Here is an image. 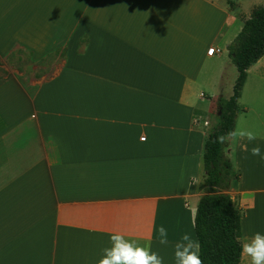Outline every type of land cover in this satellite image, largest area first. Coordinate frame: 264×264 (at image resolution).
<instances>
[{
  "label": "crops",
  "instance_id": "0c3cea01",
  "mask_svg": "<svg viewBox=\"0 0 264 264\" xmlns=\"http://www.w3.org/2000/svg\"><path fill=\"white\" fill-rule=\"evenodd\" d=\"M262 4L0 0V67L15 65L7 56L18 49L34 67L50 52L60 58L47 79L17 69L0 76V264H96L114 232L174 264L180 236L197 240L190 209L201 195L203 125L223 97L218 87L198 109L202 62L227 52L217 42L227 47ZM237 105L234 130L257 135L227 136L224 147L243 240L264 234V160L250 151L264 155V54ZM239 264L248 262L240 255Z\"/></svg>",
  "mask_w": 264,
  "mask_h": 264
},
{
  "label": "trees",
  "instance_id": "16d2710c",
  "mask_svg": "<svg viewBox=\"0 0 264 264\" xmlns=\"http://www.w3.org/2000/svg\"><path fill=\"white\" fill-rule=\"evenodd\" d=\"M230 6H233L232 2ZM228 49L238 75L231 96L228 99L217 98L218 123L208 133L202 146L201 167L205 180L197 182L201 195L196 207L198 211L194 231L201 246L200 257L203 264L240 262L238 241L241 236L242 212L234 204L229 193L237 175L233 172L232 163L226 156L224 147L228 133L234 130L237 99L247 69L264 54V4L253 7ZM220 136L224 137L223 142L218 140Z\"/></svg>",
  "mask_w": 264,
  "mask_h": 264
},
{
  "label": "clouds",
  "instance_id": "9594fccd",
  "mask_svg": "<svg viewBox=\"0 0 264 264\" xmlns=\"http://www.w3.org/2000/svg\"><path fill=\"white\" fill-rule=\"evenodd\" d=\"M232 140H246L249 143L257 139V135L245 129L234 130L228 133ZM220 142L224 137H218ZM244 151H248L247 145H242ZM251 155L260 156V148L254 146L251 148ZM197 209H190L191 225L195 229V217ZM158 243L167 245V229L161 225L156 229ZM109 246L102 249V255L96 261V264H164L163 258L155 251H152L151 245H141L136 240L126 238L119 232L109 235ZM240 244V255L247 260L248 264H264V234L255 232L251 237H246L238 241ZM201 246L198 240L194 239L190 233H183L180 239L173 246L174 264H203L200 257Z\"/></svg>",
  "mask_w": 264,
  "mask_h": 264
},
{
  "label": "rangeland",
  "instance_id": "374dc122",
  "mask_svg": "<svg viewBox=\"0 0 264 264\" xmlns=\"http://www.w3.org/2000/svg\"><path fill=\"white\" fill-rule=\"evenodd\" d=\"M13 12H20L25 10L21 9L19 10L15 4L11 8ZM236 37V36H235ZM234 37V39H235ZM232 39L228 46L233 42ZM226 38H220V40L217 42V45L220 47H223L224 50H227V52L215 55V57L211 59H207L202 62V67L200 68L199 76L197 82H199L198 85L195 86V98L197 102L198 109H202L206 106L208 103L207 97H213L216 92L218 91V87L221 88V93L223 94V97L229 98V94L232 92L233 84L235 83L236 77H237V69L234 63L231 61L230 55H229V49L228 46H225ZM224 52V51H223ZM57 53L59 51H54L48 53L45 57H43L41 60H39L36 64V66H32V62L30 59L31 52L28 50H13L10 52L7 56V60L9 59L10 62L12 60L15 65L8 66V70L5 68L0 67V76H2L1 72L8 73V71H11L13 69H17L23 73H32L34 74L37 79H47L48 77H51L54 75V73L57 71L59 65H60V58L56 57ZM2 62V59H0V64ZM3 69V70H2ZM204 94L205 101H200L199 94ZM217 99L214 102V105L212 108L207 110V121L204 123V128L206 131V137H208V133L213 130L217 126L218 119H217ZM208 122V123H207ZM207 123V124H206ZM206 124V125H205ZM229 137V136H228ZM227 137V138H228ZM198 180L202 181L205 180V175L203 173L202 167H200V172L198 176Z\"/></svg>",
  "mask_w": 264,
  "mask_h": 264
},
{
  "label": "built area",
  "instance_id": "2783aa9c",
  "mask_svg": "<svg viewBox=\"0 0 264 264\" xmlns=\"http://www.w3.org/2000/svg\"><path fill=\"white\" fill-rule=\"evenodd\" d=\"M214 50H215V49H214L213 47H211V48H209V49L207 50V53L211 55V54H213ZM143 138H144V137H142V139H143Z\"/></svg>",
  "mask_w": 264,
  "mask_h": 264
}]
</instances>
